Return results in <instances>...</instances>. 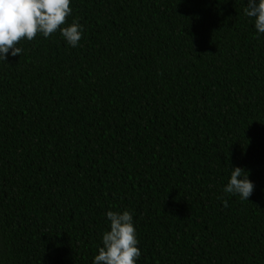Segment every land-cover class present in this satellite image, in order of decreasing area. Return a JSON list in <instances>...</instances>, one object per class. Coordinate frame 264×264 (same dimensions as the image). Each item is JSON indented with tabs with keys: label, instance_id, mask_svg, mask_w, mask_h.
Instances as JSON below:
<instances>
[{
	"label": "trees",
	"instance_id": "obj_1",
	"mask_svg": "<svg viewBox=\"0 0 264 264\" xmlns=\"http://www.w3.org/2000/svg\"><path fill=\"white\" fill-rule=\"evenodd\" d=\"M70 6L78 47L38 34L0 62V264H92L109 210L132 213L136 264H264V34L247 0ZM235 167L248 201L223 191Z\"/></svg>",
	"mask_w": 264,
	"mask_h": 264
},
{
	"label": "clouds",
	"instance_id": "obj_2",
	"mask_svg": "<svg viewBox=\"0 0 264 264\" xmlns=\"http://www.w3.org/2000/svg\"><path fill=\"white\" fill-rule=\"evenodd\" d=\"M71 0H0V62L6 64L10 56H21L17 45L22 39L33 40L38 34L49 38L59 31L66 44L78 47L83 36L77 21L67 27L66 17L72 15ZM245 15L254 18L257 35L264 34V0H247ZM240 167L231 168V175L223 191L248 201L254 184ZM227 207V201H224ZM108 229L102 236V247L92 264H136L141 256L133 215L129 211L105 213Z\"/></svg>",
	"mask_w": 264,
	"mask_h": 264
}]
</instances>
